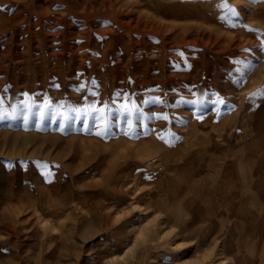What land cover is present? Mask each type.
Instances as JSON below:
<instances>
[{"label": "rangeland", "instance_id": "1", "mask_svg": "<svg viewBox=\"0 0 264 264\" xmlns=\"http://www.w3.org/2000/svg\"><path fill=\"white\" fill-rule=\"evenodd\" d=\"M260 89L264 0H0V264H264Z\"/></svg>", "mask_w": 264, "mask_h": 264}, {"label": "bare ground", "instance_id": "2", "mask_svg": "<svg viewBox=\"0 0 264 264\" xmlns=\"http://www.w3.org/2000/svg\"><path fill=\"white\" fill-rule=\"evenodd\" d=\"M252 172V171H251ZM258 172H260L259 170H258ZM244 176V175H243ZM249 178H250V180H251V184H252V179H254L253 178V176L250 174V176H249ZM248 177H245V179H247V181H248V179H249ZM244 179V178H243ZM264 182V181H263ZM264 186V185H263ZM247 187V186H246ZM248 188V187H247ZM262 191V190H261ZM240 193V192H239ZM218 194H221V193H218ZM225 195V194H224ZM240 195V194H239ZM262 195V194H261ZM232 197V196H231ZM262 197V196H261ZM221 198V197H220ZM233 198H235V197H233ZM254 198V197H253ZM219 199V198H218ZM224 200V199H223ZM223 200L221 201V202H223ZM258 200V199H257ZM256 200V201H257ZM220 201V200H219ZM236 201H240L239 199H237ZM259 202V201H258ZM257 202V203H258ZM222 204V203H221ZM251 204V203H250ZM255 204V203H254ZM218 205H219V203H218ZM227 206V205H226ZM253 207V206H252ZM254 209V208H253ZM233 210V209H232ZM225 211V210H224ZM230 211V210H229ZM235 212V211H234ZM231 213V212H230ZM222 217V216H221ZM224 221V220H223ZM225 222V221H224ZM165 223V222H164ZM164 223L163 222H161L160 224H159V227H157L158 228V230H159V228L161 229L160 230V232H159V235H160V237H161V239L163 238L164 239V237L165 238H167L166 237V234H163L164 232H163V230H162V227H163V225H164ZM220 224V223H219ZM231 224V223H230ZM245 229V228H244ZM263 231V230H262ZM140 234H142L143 233V230L141 229V231L139 232ZM32 236H36V234L35 233H32L31 234ZM244 235V234H243ZM168 236V235H167ZM243 237V236H242ZM258 237V236H257ZM236 238V237H235ZM253 238H254V236H253ZM233 239V238H232ZM242 239V238H241ZM257 239V238H256ZM256 239H254V240H256ZM246 240V239H245ZM258 240V239H257ZM234 241V240H233ZM253 242V241H252ZM219 243H220V241H219ZM247 243V242H246ZM239 245V244H238ZM236 246V245H235ZM211 247H213L212 249H209V250H211V252L213 251H216L217 249H218V243L216 242V239L214 240V244H213V246H211ZM247 247H251V246H248L247 245ZM42 248V247H41ZM53 247L51 246V248L50 249H48V250H51ZM221 248V247H220ZM40 249V248H39ZM74 249V248H73ZM223 250H224V248H222ZM242 249V248H241ZM47 250V251H48ZM75 250V249H74ZM146 250V249H145ZM239 250V249H238ZM37 251H39L38 249H37ZM46 251V250H45ZM52 251V250H51ZM54 251V250H53ZM235 251V250H234ZM40 252V251H39ZM67 252V251H66ZM210 252V253H211ZM77 253V252H76ZM223 253V252H222ZM230 253V252H229ZM236 253V252H235ZM44 254V253H43ZM46 254V253H45ZM208 254V253H207ZM220 254H221V252H220ZM257 254V253H256ZM36 255V254H35ZM42 255V254H41ZM216 255V254H215ZM37 256H40V255H37ZM43 256V255H42ZM47 256H48V254H47ZM67 256V255H66ZM69 256V255H68ZM221 256V255H220ZM219 256V257H220ZM205 257V256H204ZM212 257H213V255H212ZM215 257V256H214ZM49 258V257H48ZM51 258V257H50ZM206 258V257H205ZM209 258V257H208ZM216 258V257H215ZM37 259V258H36ZM217 259H218V257H217ZM217 259H215V260H217ZM211 261V260H210ZM256 261V260H255ZM220 262V261H219ZM36 263V262H35ZM212 263V262H211ZM214 263H215V261H214ZM216 263H217V261H216ZM256 263H257V261H256ZM37 264H38V260H37ZM42 264V263H41ZM43 264H45V263H43Z\"/></svg>", "mask_w": 264, "mask_h": 264}, {"label": "snow or ice", "instance_id": "3", "mask_svg": "<svg viewBox=\"0 0 264 264\" xmlns=\"http://www.w3.org/2000/svg\"><path fill=\"white\" fill-rule=\"evenodd\" d=\"M253 95H261V96H264V89H260L257 93H255Z\"/></svg>", "mask_w": 264, "mask_h": 264}]
</instances>
